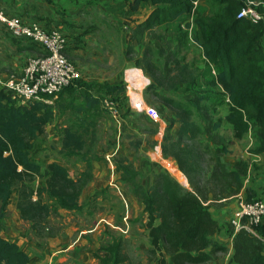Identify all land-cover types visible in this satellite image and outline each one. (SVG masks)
<instances>
[{"label":"trees","instance_id":"16d2710c","mask_svg":"<svg viewBox=\"0 0 264 264\" xmlns=\"http://www.w3.org/2000/svg\"><path fill=\"white\" fill-rule=\"evenodd\" d=\"M122 1L127 2L133 11L142 2L148 1L153 6L144 20L129 28L132 41L139 42L148 31L152 37L164 41L174 55L191 40L200 47L201 58L210 71V75L198 77L193 70H188L189 64H180L183 58H177L173 62L177 69L173 77L168 73L171 71L169 59H165L158 84L169 79L170 88L191 95L188 102L159 96L165 106L176 111L180 123L173 147L186 142L184 154L191 160L182 163L167 146L162 147V152L175 157L187 176L190 171L205 175V183L214 184L218 192L233 196L242 191L246 200H264V197H253L255 194L244 185L249 174L246 160L230 166L211 159L207 169H199L198 162L192 160L208 153V148L202 147L204 144L212 145L216 154L228 151L226 146L218 145L222 140L218 128L223 122L230 125L234 137L250 134L252 144L249 150L252 153H264V22L253 23L237 17L242 6L239 0H207L216 8L208 14H204L203 6L195 5L197 0ZM257 1L261 9L264 0ZM191 14L192 21L181 22ZM161 27H164L162 34L156 35V29ZM12 41H15L14 37ZM131 50L132 44H129L127 55ZM151 51L150 46H145L141 61L130 56L127 60L136 66L140 62L150 63L148 54ZM157 53L162 55V48ZM174 78H179L183 86H179ZM198 78L205 79L206 84L198 82ZM124 91L125 83L98 85L76 79L56 95L49 96L52 104L41 101L20 104L0 86V222L6 216L13 192L18 195L16 205L21 217L33 219L36 226L42 228L46 217L57 213L58 208L81 209L79 179L56 161H49L44 166L39 164L31 155L33 144L44 133L45 124L53 116V107L61 97L66 96L71 102L81 99V104H74L78 111H82L85 105L92 107L96 103L106 110L103 100L109 98L118 105V94ZM216 107L225 109L222 117L210 114V110ZM193 116H199L200 122ZM83 145L82 138L72 126L63 128L61 149L64 155H75V150H81ZM188 147L192 149L188 150ZM82 159L91 177L94 158L83 156ZM126 161L127 158L121 156L116 161V171L119 179L129 185L131 193L143 204L147 215L148 252L156 256L152 264H205L214 259L216 252L227 250L216 238L222 232L231 238L227 264H264V223L257 226L256 234L243 229L235 232L229 220L220 222L212 215L210 207L200 196L203 187L195 180L188 177L191 189H186L172 176L159 171L153 174L152 183L147 188L141 182L138 170ZM35 175L43 177L44 184L33 188L27 178L32 181ZM33 196L45 197L47 201L41 203L33 200ZM120 245L114 237L111 243L103 246L100 263L121 264L125 261L126 255L120 252ZM29 259V254L16 242L0 237V263L27 264Z\"/></svg>","mask_w":264,"mask_h":264},{"label":"rangeland","instance_id":"374dc122","mask_svg":"<svg viewBox=\"0 0 264 264\" xmlns=\"http://www.w3.org/2000/svg\"><path fill=\"white\" fill-rule=\"evenodd\" d=\"M203 10L208 14L214 12L216 8L212 2L203 0ZM163 29L164 27L156 29V35L162 34ZM3 31L12 41L13 37L5 27ZM112 34L115 36L114 32ZM118 36L121 37V35ZM12 42L17 43L18 46L21 42L26 46H32L31 56L43 53L39 46L28 41L15 38V41ZM118 42H114L115 47L112 49L111 54L105 56L102 51L101 55L97 53V62L93 63L89 62L92 58L89 57L90 53H88L86 43H83L81 47H75L77 49V52L74 53L76 57L72 58L66 53L68 59L79 71L78 80L98 85L123 83L124 80H128L126 75L131 78V73L127 74L125 68L126 64L130 62L127 59L132 57L141 61L145 46H150L152 49L148 54L150 63L140 62L139 66L132 64L142 70L145 77H149L148 82H145L146 84L142 88L137 87V90L133 89L132 91L126 87L128 82L125 83V91L118 94L117 102L120 114L116 118L103 109L99 103L92 107L84 104V109L78 111L75 109L74 104H81V99L75 100L74 103L66 96L61 97L53 107L52 118L45 124V127L51 125L53 135L57 139L50 141L48 145H43L48 134L47 131H44L41 135L43 142L37 144L41 151L49 148V152L48 155L44 153L43 158L37 160L41 162L44 157H49L48 160L53 157V159L65 160L72 168L70 170L72 176L79 179V192L80 194L83 193L81 199L79 198L81 209L63 211L60 215H54V213L49 219V230L57 231L60 227H71L73 220L76 221L74 226L78 231L85 232L89 227L98 225L93 233L84 234L88 244L93 245L94 242V262L101 264L100 258L103 255V246L111 243L115 237L121 244L120 252L126 255L125 261L121 264H152V259H155L156 256H152L148 252L147 215L143 211V204L131 193L129 185L119 179V173L116 171V161L120 160L121 156L126 157V163H131L138 170L139 178L147 188L152 183L153 174L161 171L155 164L158 157L153 154L157 144H160L161 149L167 146L171 153L173 151L174 154L178 155V159L182 163L185 160L188 162L190 156L184 154L187 151V148L184 147L186 142L177 147H173L172 144L177 138L180 125L176 117V111L165 106L159 100V96H170L187 102L191 96L186 92H182L181 89L170 88L171 81L169 79L161 84L158 83L162 77L161 72H163L162 67L165 59H169L171 71H168V73L170 72V76L173 77L177 72L173 62L177 58H183V63L180 64H189L188 70H193L198 77L200 75H210V71L201 58V49L191 40H188L189 44L183 48L181 47L178 53L174 55H171L172 49L167 48L164 41L152 37L150 33L143 35L139 42L132 41V39L125 42L124 38L122 41L118 39ZM129 44H132V52L127 55ZM159 48L163 50L162 55L157 53ZM1 50L5 54L4 48ZM12 69V67H5L0 57V72L14 71ZM174 81L179 86H183L179 78H174ZM198 82L206 84L205 79L198 78ZM224 113L225 109L220 107L210 110V114H213L216 118L222 117ZM193 118L200 122L199 116H193ZM66 126H72L84 143L83 148L75 150L76 154L73 156L64 155L61 149L63 128ZM220 133L228 137L233 136V133L227 129H221ZM248 141H250L248 137H245L242 147L243 157H246L248 164L249 162L252 163V171L248 176L247 186L253 178V170L264 169V157H261L260 154L256 162L247 157L249 155L245 152V146L248 145ZM254 145L257 146L256 141H254ZM202 147L205 148L204 145ZM207 148L208 153L195 156L192 159L198 162L199 169H207L211 164L210 160H216L215 156L217 155L213 151V146L209 144ZM189 149L191 150L192 147H188ZM83 156L94 158L92 160L91 177H89L86 164L82 159ZM188 177L203 187L200 196L212 209L218 208L217 206L222 203L235 201L236 204L235 195L230 196L226 192H218L214 184L205 183V175L190 171ZM175 180L177 181V179ZM27 181L31 184L29 178H27ZM183 186L186 189L189 188V186ZM253 197L262 198V196L256 195H253ZM225 255V251L216 252L214 258H217V261L222 260L224 262ZM205 264H211V261Z\"/></svg>","mask_w":264,"mask_h":264},{"label":"crops","instance_id":"0c3cea01","mask_svg":"<svg viewBox=\"0 0 264 264\" xmlns=\"http://www.w3.org/2000/svg\"><path fill=\"white\" fill-rule=\"evenodd\" d=\"M198 4L203 6V0H197L196 5ZM152 8V4L148 1L142 2L139 8L133 11L129 8L127 2L122 0H0V9L17 17L20 21L38 22L48 28H56L62 31L67 37L65 53L69 54L72 58L74 56L76 57L74 53L77 52V49H75V47H81L83 43H86L88 53H90L89 57L92 58H89V62L92 63L97 62V53L101 55V51L105 56L106 54H111L112 49L115 47L114 42L117 43L118 39L122 41L124 38L125 42L130 41L132 36L128 27H133L144 20ZM204 14H207V12L204 11ZM189 19V17L183 18L181 22L183 23ZM3 29L4 26L0 23V57L5 67H12V70H14L7 73L0 72L1 78L4 79L10 73L17 74L21 71L25 60L32 55L33 49L26 46L23 42L20 44L22 48L18 49V44L12 42L10 38L3 33ZM113 32L115 36L112 34ZM149 33L150 32L147 31L144 35ZM118 35H121V37ZM118 43L120 44V42ZM2 48H4L5 54L2 52ZM132 64L134 63L130 61L125 66L127 74H129V72L131 73V78L126 75L128 80L123 81V83L128 82V86L126 87L131 89L130 91L133 89L137 90V87L142 88L149 79V77H145L142 70ZM186 94L190 95L189 92H186ZM221 129H227L233 133L230 125L227 123L223 122L218 128V134L220 138H222V140H219L218 145L226 146L228 151L226 153L216 154V161H222L233 166L239 162L240 159L246 160V157L242 155V147L245 137H248L250 140V135H244L241 138L234 136L228 137L220 133ZM44 131H47L48 134L46 135L43 145H48L50 141H55V139H57L55 135H53L51 125H47ZM38 142H43L41 135L35 140L31 151L32 157L39 164L44 166L49 161H56L64 165L69 171L72 170L70 165L63 159L57 160L53 159V157L51 160H48L49 157H44L41 162L37 160L43 158L45 155L44 153L48 155L49 152V148L41 151L37 144ZM249 142L250 141H248V145ZM248 145L245 146V149ZM204 146V149H206L209 147V143L204 144ZM213 151H215L214 147ZM153 154L158 157L155 164L162 172L177 179L180 185L189 186L187 189H191L189 178L186 173L180 169L175 157L172 155H165L162 152L160 144H157ZM260 156L264 157V153H260ZM247 157L249 158V156ZM251 171L252 167L249 170L248 176ZM252 176L253 178L249 181L248 186L245 180L244 185H246L253 194L262 196L263 198L264 169L253 170ZM43 180V177L35 175L31 181V186L36 188L37 186L43 185ZM85 189L84 187V190ZM82 194L83 193L79 196L80 199ZM36 199L41 203L47 201L45 197L37 198V196H33V200ZM17 200L18 195L16 192H13L8 201L6 216L0 222V237L16 242L26 251L30 258L27 264H98L93 261L95 258L94 242L93 245L90 243L88 244L84 238V234L93 233L98 228V225L89 227L85 232L82 230L78 231L74 226L76 225V221L73 220V225L71 227H60L57 231H53L48 228L49 219L53 216V214H51L46 217V223L42 228L36 226L33 219H23L21 217L20 210L16 205ZM217 207L218 208L215 209L210 207L212 215L220 222H224L229 220L236 208V204L235 201H232L219 204ZM74 210L79 209L68 210L58 208L57 213L54 215H60L63 211ZM94 237L96 236L94 235ZM216 238L227 250L225 251L226 255L224 262L222 260L217 261V258H214L211 260V264H227L228 254L232 247L231 238L223 234V232L217 235Z\"/></svg>","mask_w":264,"mask_h":264},{"label":"built area","instance_id":"2783aa9c","mask_svg":"<svg viewBox=\"0 0 264 264\" xmlns=\"http://www.w3.org/2000/svg\"><path fill=\"white\" fill-rule=\"evenodd\" d=\"M239 1L242 6L237 17L246 18L253 23L264 22V3L260 9L257 0ZM196 3L197 1L195 5ZM189 18L192 21L193 15H189ZM0 23L12 37L35 43L43 50L41 54L28 57L19 73H10L4 79L0 76V86L8 90L20 104L35 101L52 104V98L49 96L56 95L62 88L79 77L78 69L65 53L67 37L56 28H48L38 22L20 21L1 9ZM103 106L114 118L120 114L117 103L109 98L103 100ZM251 144L250 139L246 154L253 162H256L259 155L249 150ZM251 167L252 163L249 162L248 171ZM235 197L236 208L229 219L233 230L236 232L243 229L256 234L257 226L264 223V200H246L242 191Z\"/></svg>","mask_w":264,"mask_h":264}]
</instances>
